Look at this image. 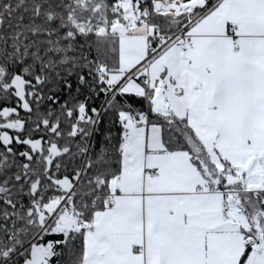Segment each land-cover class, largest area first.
I'll use <instances>...</instances> for the list:
<instances>
[{
    "label": "snow or ice",
    "instance_id": "snow-or-ice-1",
    "mask_svg": "<svg viewBox=\"0 0 264 264\" xmlns=\"http://www.w3.org/2000/svg\"><path fill=\"white\" fill-rule=\"evenodd\" d=\"M0 264H264V0H0Z\"/></svg>",
    "mask_w": 264,
    "mask_h": 264
}]
</instances>
